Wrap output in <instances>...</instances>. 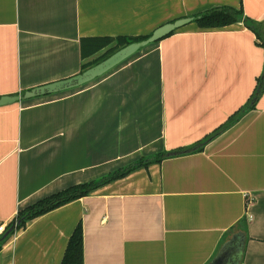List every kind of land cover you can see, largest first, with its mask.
<instances>
[{"label":"crops","instance_id":"obj_1","mask_svg":"<svg viewBox=\"0 0 264 264\" xmlns=\"http://www.w3.org/2000/svg\"><path fill=\"white\" fill-rule=\"evenodd\" d=\"M218 8L264 35V0H0V98L80 74L96 57L82 39L193 19L87 84L0 107V264H60L78 223L83 264H208L227 242L264 264V91L243 110L264 48L243 22L196 26ZM145 159L8 233L36 202Z\"/></svg>","mask_w":264,"mask_h":264},{"label":"trees","instance_id":"obj_2","mask_svg":"<svg viewBox=\"0 0 264 264\" xmlns=\"http://www.w3.org/2000/svg\"><path fill=\"white\" fill-rule=\"evenodd\" d=\"M237 22H243V24L255 34L256 40L258 42L257 44L260 47L264 48V35L263 32L261 31V28L254 22H251L249 19H246L243 16V12L241 8L237 11L229 8L213 9L194 18V23L200 29H218L235 24ZM148 37L149 36L116 37V38L99 37V38L82 39L80 41L81 60L85 61L91 59L94 56L96 57L88 61L87 63H83L81 66V72L104 61L112 54L120 50L121 48L134 42L143 41ZM263 91H264V72L258 78L253 95L250 98L249 103L243 109L244 112L248 109L254 108L255 102L262 95ZM239 113L240 112L235 114L234 119H236V117L238 118V116L240 115ZM233 122L234 121H228L226 125L215 131L211 135V137H208V139L215 137L224 128L225 129L228 128ZM180 153L181 151H175L172 153L160 154L155 156L152 160L159 162L161 159L165 158L166 156L167 157L178 156L180 155ZM146 165L147 164L145 162L141 161L134 165L117 169L114 172L108 174L107 176L102 177L101 179L71 186L45 199H42L18 213L15 222H13L8 227V229H11L9 233L12 234L15 230H19L23 228L28 221H31L48 212L63 207L71 202L84 198L88 196L93 190L99 188L100 186H103L118 179H122L128 174H130L136 168ZM1 245H2V241L0 240V249H1ZM60 264H83V235H82L81 223L77 224L71 237L69 238L64 256Z\"/></svg>","mask_w":264,"mask_h":264},{"label":"water","instance_id":"obj_3","mask_svg":"<svg viewBox=\"0 0 264 264\" xmlns=\"http://www.w3.org/2000/svg\"><path fill=\"white\" fill-rule=\"evenodd\" d=\"M192 21L193 19H181L175 21L174 23L165 24L153 31L147 39L140 42L131 43L121 48L104 61L98 63L93 67L88 68L87 70L69 79L31 89L30 91L25 92L22 96L1 97L0 107L17 103L21 100H29L40 96L59 93L87 84L101 77L102 75H104L105 73H107L108 71H110L132 55H134L140 49L148 46L149 44L160 41L164 37L173 33L175 30L184 27ZM10 231L11 229L8 231V233ZM235 253V249L231 247V242H227L221 247L220 251L208 264H239L240 258L235 261Z\"/></svg>","mask_w":264,"mask_h":264},{"label":"built area","instance_id":"obj_4","mask_svg":"<svg viewBox=\"0 0 264 264\" xmlns=\"http://www.w3.org/2000/svg\"><path fill=\"white\" fill-rule=\"evenodd\" d=\"M5 232L4 225H0V235H2Z\"/></svg>","mask_w":264,"mask_h":264},{"label":"rangeland","instance_id":"obj_5","mask_svg":"<svg viewBox=\"0 0 264 264\" xmlns=\"http://www.w3.org/2000/svg\"><path fill=\"white\" fill-rule=\"evenodd\" d=\"M156 159V158H155ZM142 162H147V159L143 160Z\"/></svg>","mask_w":264,"mask_h":264}]
</instances>
